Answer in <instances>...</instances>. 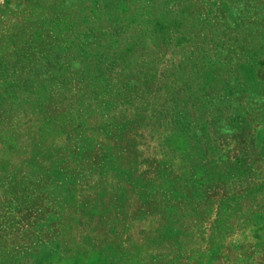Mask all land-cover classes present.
I'll return each instance as SVG.
<instances>
[{
    "label": "rangeland",
    "instance_id": "rangeland-1",
    "mask_svg": "<svg viewBox=\"0 0 264 264\" xmlns=\"http://www.w3.org/2000/svg\"><path fill=\"white\" fill-rule=\"evenodd\" d=\"M0 264H264V0H0Z\"/></svg>",
    "mask_w": 264,
    "mask_h": 264
}]
</instances>
